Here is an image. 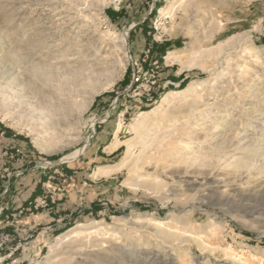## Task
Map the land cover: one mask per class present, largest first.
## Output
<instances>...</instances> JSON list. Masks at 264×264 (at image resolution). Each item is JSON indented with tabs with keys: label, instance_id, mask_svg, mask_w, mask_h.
<instances>
[{
	"label": "rangeland",
	"instance_id": "374dc122",
	"mask_svg": "<svg viewBox=\"0 0 264 264\" xmlns=\"http://www.w3.org/2000/svg\"><path fill=\"white\" fill-rule=\"evenodd\" d=\"M0 143L4 264H264V0H0Z\"/></svg>",
	"mask_w": 264,
	"mask_h": 264
},
{
	"label": "crops",
	"instance_id": "0c3cea01",
	"mask_svg": "<svg viewBox=\"0 0 264 264\" xmlns=\"http://www.w3.org/2000/svg\"><path fill=\"white\" fill-rule=\"evenodd\" d=\"M3 145L4 144L0 143V151H1L2 147H3ZM23 164H24V162H18V163H16L15 168H20V167H22ZM2 165H3V161H2L1 156H0V169H1ZM25 180H27V177L26 178L24 177L20 183L23 184V181H25ZM20 187L21 186L18 185V187L15 188L16 192H14V197H13V202H12V208L13 209L19 208L22 205L23 201H24L23 199L19 200L18 202L15 201V200H17V197H19L21 195V194H19V193H21V190H23V186L21 188ZM17 188H18L19 191L17 190ZM17 194H18V196H17ZM68 201L69 200H65V203L63 202L62 204H60L61 210L70 209L71 205H70V203ZM32 219L34 221H38V222L41 221V220H45L46 221V215L34 216ZM32 219L31 218H27L26 221L29 223V222L33 221ZM1 223H3V228H2L3 231L9 233V235L11 237V241L14 240V236L16 235V232L22 231L24 229V226H25V225H19L17 223H5L4 220H1ZM10 225H11V227H9ZM7 246H8V244H7Z\"/></svg>",
	"mask_w": 264,
	"mask_h": 264
},
{
	"label": "bare ground",
	"instance_id": "6f19581e",
	"mask_svg": "<svg viewBox=\"0 0 264 264\" xmlns=\"http://www.w3.org/2000/svg\"><path fill=\"white\" fill-rule=\"evenodd\" d=\"M170 57H168L167 58V60L169 59ZM73 156V155H72ZM160 162H163V159H157L156 161H155V166H157V165H162V163H160ZM155 166H154V171H153V173H148L147 175H146V177L148 178V179H150L151 180V183L149 184V186H153V185H157V180L156 179H158V177H159V173L155 170V169H157V168H155ZM167 169V168H166ZM167 172V171H166ZM169 175H171V177H175V175L176 174H173V172H169ZM176 178L177 179H179V181L180 182H183L184 184H186L187 186H191V187H194L195 185H198L197 184V182H196V179H193V178H191V177H189V178H187V179H181V177L179 176V174L178 175H176ZM178 181V182H179ZM148 182H150V181H148ZM146 184H148V183H146ZM147 186V185H146ZM160 186V185H159ZM161 187V186H160ZM190 187V188H191ZM153 188V187H152ZM172 190V189H171ZM82 229V228H81ZM79 230V229H78ZM81 233V232H80ZM68 234V233H67ZM166 234V233H165ZM76 235H78V231L76 230V229H72V230H70L69 231V234L68 235H65V236H69V237H75ZM62 237H59L58 238V240H60ZM58 242V241H57Z\"/></svg>",
	"mask_w": 264,
	"mask_h": 264
},
{
	"label": "built area",
	"instance_id": "2783aa9c",
	"mask_svg": "<svg viewBox=\"0 0 264 264\" xmlns=\"http://www.w3.org/2000/svg\"><path fill=\"white\" fill-rule=\"evenodd\" d=\"M138 77H136L134 79L135 82H138ZM3 155L5 157H8L9 154H7V152H4ZM6 193V190H4L0 197ZM1 199V198H0ZM7 210V206L6 205H0V222L2 220V218L7 217L6 215L4 216L5 211ZM4 216V217H3ZM7 241H8V236H0V264H4V262L6 260H8L9 258H11V256L13 255L14 250L11 249H7ZM12 263H16L15 260L12 261Z\"/></svg>",
	"mask_w": 264,
	"mask_h": 264
}]
</instances>
